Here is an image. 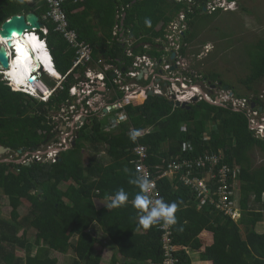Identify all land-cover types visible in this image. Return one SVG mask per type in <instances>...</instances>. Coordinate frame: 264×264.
<instances>
[{"label": "trees", "instance_id": "obj_1", "mask_svg": "<svg viewBox=\"0 0 264 264\" xmlns=\"http://www.w3.org/2000/svg\"><path fill=\"white\" fill-rule=\"evenodd\" d=\"M211 1L64 0L63 7L69 28L76 32L79 42L92 49L90 67L104 70L105 65H114L128 71L137 56L158 62L168 56L167 29L182 12L186 13L187 30L180 54L185 57L196 37L189 28L196 18L208 13L204 8ZM238 9L239 0L235 12ZM30 12L46 25L47 35L40 34L63 80L44 78L55 90L47 102L14 91L0 80V146L11 148L12 153L22 150L23 154L60 145L63 131L56 117L61 116L63 122L62 112L72 106L78 112L87 110V104L78 106L71 94L73 87L85 82L87 67H75L77 49L56 30L57 24L45 19L49 12L46 0H0V28L11 17ZM251 68L253 72L245 82L249 91L264 78L263 40ZM112 75L107 73V88L112 91V100L122 99L125 93ZM201 78L224 82L219 74ZM144 83L149 85L151 80ZM253 100L264 107L259 96ZM127 113L128 122L110 133L106 131L107 119L88 114L83 127L73 132L76 145L71 143L70 149L62 150L53 163L34 159L27 165L2 162L4 157L0 158V264H60L54 253L71 256V264H102L100 248L113 250L110 264H165L163 232L158 225L148 230L138 225L139 210L133 207V198L140 189L129 183L138 175L133 151L139 145L146 146L145 162L165 167L172 158L181 156L185 142L194 144V157L206 151H222L229 165L241 167L238 191L242 214L235 221L209 203L199 207L197 196L179 175L174 180L162 179L163 199L179 204L171 249L175 264H192L190 251H198L201 261L211 264H264V233L257 231L264 223V164L256 165L253 158L257 151L264 155V139L251 129L246 112L206 100L188 110L171 106L168 98L155 95L142 106H128ZM184 126L187 132L182 130ZM148 128L152 131L140 137L131 133ZM206 135L210 141H205ZM64 182L68 186L61 189ZM121 188L129 194L127 204L107 209ZM4 198L13 207L9 217L1 211ZM22 200L30 203L29 213L23 217L13 206L24 204ZM22 232L29 239L23 238ZM204 232L209 236V246L203 250ZM18 250L24 251V258L17 255Z\"/></svg>", "mask_w": 264, "mask_h": 264}, {"label": "built area", "instance_id": "obj_2", "mask_svg": "<svg viewBox=\"0 0 264 264\" xmlns=\"http://www.w3.org/2000/svg\"><path fill=\"white\" fill-rule=\"evenodd\" d=\"M46 1L49 6V12L45 16V19L57 24L56 30L63 33L70 45L77 49L75 67H87L85 70V82H82L80 87H73L72 89V94L80 97V103L87 102L90 106L98 104L97 110L104 108L108 109V111L122 109L125 105L134 103L133 100L138 95H144L148 91H151V86L161 88V82H164V89L167 90L168 87L169 92L163 95L161 91L157 90V94L165 96L174 102L193 103V100L197 98L198 102L206 100L213 105L230 107L234 111H244L249 116L250 127L255 131L256 136L264 138V110L261 112L258 109L252 108L250 100L237 99L226 92L210 94L209 91L204 92L200 89L197 84H192L190 81V85L186 81L179 83V80L175 78L182 67V59H184L180 54V49L184 33L187 30L185 12H182L167 29L166 51L170 55L176 53L175 61H171L169 55L161 66L163 72H159L158 74L155 73V70L154 72L152 71L159 68L160 65L158 63L148 56H139L135 58L136 61L133 62V65L128 67V71L126 69L127 72H123L114 65H105L104 70L98 66L92 69L90 67L93 60L92 49L86 43L79 42L76 32L69 28L68 15L63 7L64 0ZM187 1L190 4L193 3V0ZM206 9L210 14L218 10L229 11L230 9H237V3L233 0H212L208 3ZM42 30L45 34L48 33L47 28H43ZM127 55L129 57L133 56L131 51H127ZM174 64L177 67L172 71ZM114 71L118 73L115 74L113 73ZM107 73H113L112 78L115 83L121 84V90L127 92L125 100L111 104L110 98L104 95L109 91L106 84ZM142 74L145 79L149 77L153 79L151 86L144 88L138 85V77L142 76ZM133 80L135 82H132ZM37 84L39 85L40 83L38 82ZM71 109L75 110L76 107H72ZM125 118L124 115H119V121H123ZM208 140L209 137H205V141ZM183 151L184 153L193 152L194 147L191 143H186L183 145ZM135 153L138 156L137 161L133 162L135 171L138 175L145 176L152 181V187L148 194L153 200L163 198L159 186V182L163 178L179 175L181 182L197 196V199L200 201L199 207L209 203L225 216L231 217L235 221L241 217V212L236 201L241 169L240 167L227 164L222 151L217 153L206 151L197 158H182L180 161L170 164V171L159 166L152 168L145 164V160L148 157L146 147H138ZM174 226H168L163 223L158 225V229L163 232V246L167 251L165 253V264H175L176 262L173 254H171Z\"/></svg>", "mask_w": 264, "mask_h": 264}, {"label": "rangeland", "instance_id": "obj_3", "mask_svg": "<svg viewBox=\"0 0 264 264\" xmlns=\"http://www.w3.org/2000/svg\"><path fill=\"white\" fill-rule=\"evenodd\" d=\"M233 12L207 13L200 15L199 18L194 20L193 27H190L189 30L190 32L193 31L196 37L193 44L189 45L186 56L182 59L181 68H188L190 71H194L197 76L219 74L221 80L233 88L232 92L235 96L241 95L245 98L254 99L257 95L264 100V78L256 84H252L253 91H249L245 85L246 80L253 72L251 62L258 52V44L261 40L264 41V0H239V9L237 12ZM45 77L48 76H42V79L44 80ZM132 82L135 81L133 80ZM197 84L204 92H208L207 85L204 82L198 81ZM163 85L164 82L161 83V88L151 86L152 92L157 94L156 91L159 90L163 95L167 94L169 92L168 87L165 90ZM15 90L19 89L15 88ZM218 93H221V90ZM146 95L147 93L143 96L146 97ZM117 112L113 111L112 114H116ZM62 115L63 122L59 120V117H61L59 115L56 117V121L60 123L61 130L64 131L63 137L68 139L70 137L68 130L70 127L72 128L77 112L70 111L68 116L62 112ZM63 128L66 130H63ZM68 144H70V139L68 140ZM58 146L56 144L54 148L59 150ZM51 154L52 158L57 155L55 152ZM100 156L105 157L106 154L101 153ZM1 157H4L6 160H16L26 164L35 159L34 154L31 152L24 154L10 152L3 155L0 154ZM253 158L256 165L260 166L264 164V155L259 151L255 153ZM107 162H109V159H107ZM237 167L240 166L237 165ZM67 186V182L60 185L61 189H66ZM236 197L239 200L240 196L238 192H236ZM22 202L24 204L13 205L18 208L17 210H19L21 217L27 215L30 210V203L27 200H22ZM12 208L10 201L4 198L1 204L2 214L4 213L6 217H9ZM74 230L75 228L71 229V235H73ZM21 236L23 238L28 237L24 232L21 233ZM99 252L103 255V263L110 264L113 250L105 251L100 248ZM17 255L20 258H24L25 253L22 250H18ZM53 257L57 258L60 264L72 263L71 256L54 253Z\"/></svg>", "mask_w": 264, "mask_h": 264}, {"label": "clouds", "instance_id": "obj_4", "mask_svg": "<svg viewBox=\"0 0 264 264\" xmlns=\"http://www.w3.org/2000/svg\"><path fill=\"white\" fill-rule=\"evenodd\" d=\"M170 1H172V0H170ZM233 1H235L238 4V0H233ZM204 9H206V8H204ZM236 10L237 9H230L229 11H234L235 12ZM221 11H223V10H221ZM204 12H208L207 9ZM224 12H227V11H224ZM41 22L44 24V22L42 20H41ZM146 23H147V21H146ZM43 28H46V25L45 24H44V27ZM42 29L39 30V31L34 30V31L28 32V33L35 34L36 37H37V39L38 40H41L40 43L44 44L45 48L48 50V52L50 54V51H49L48 46H47V43H46V39L45 38H42V36L40 34V32H42L45 36L47 35V34L44 33V31ZM28 33H26V36L28 35ZM14 53H15V51H10L9 52L10 60L12 59V56L15 55ZM169 55L170 54L168 53V56ZM171 55H170V57H171ZM50 56H51V54H50ZM168 56L163 57V59L161 61H159V62L156 61V60H153L154 62H156V63H158L160 65L159 68L155 69V73H158L159 74V72H163V70L161 69V66L163 65L164 60ZM137 57H139V56H137ZM51 59L53 61L52 56H51ZM175 60H176V58H175ZM175 60H173V61H175ZM52 63H53V67L55 68L54 62H52ZM38 66H39V69L36 70L34 73H32L29 77L30 78L31 77H35L36 80L34 82H35L36 87H38L40 90H43V91H40L39 90V92L38 91L32 92V91L28 90L25 87L24 88H21V90H15V88L13 90L14 91L23 92L25 94H28V95H31V96L37 98L40 101L47 102V101H49L50 97L54 94V91L55 90L52 89L51 87H49L43 81L42 76L43 77L44 76H48L49 78L55 79V80H63V79H62V76L60 74H59V77L51 76L49 74V72H47L46 66H45L44 63L41 64L39 62V64L37 65V67ZM92 69H94V68H92ZM123 69H125V71H126V68H123ZM123 69H122V71H123ZM125 71H123V72H125ZM56 72H57V70H56ZM150 80H151V84H152L153 83V79L152 78L149 77L148 79H145V77H143L141 80H138V85L141 86V87L147 88L148 86H151V84L146 85L144 82H147V81H150ZM3 81H5V80H3ZM9 82L10 81H8V83ZM38 82L40 83L39 85L37 84ZM161 83H163V82H161ZM124 84H126V82H124ZM164 85H165V83H164ZM164 85H163V87H164ZM118 86H119V88L121 90V86L122 85L121 84H118ZM198 87H199V85H198ZM72 89H71V94H72ZM200 89H202V88H200ZM121 91H123V90H121ZM47 92H48V94H47ZM150 92H152V90L151 91H148L146 97H144L143 95H138V97L134 98V100H133L134 103L125 105V107L122 108V109H115V110H112V111H108V109H106V108H104L102 110H97L98 104H96V105L93 104L94 106L93 105L90 106V105L87 104V102L80 103V97L77 96V95H73L72 94L73 97L77 98V100H78V106H82L84 103L87 104V110H85L83 108L81 110V112H78V108L76 106H72V107H76V109L75 110H72L71 109L72 107H70V108H67V109H65L63 111L66 114V116H68L70 114V111H76L77 112L76 119L73 121V126H72V128L70 127L69 130H68L70 136H73V132H77L78 130H80L83 127V125L86 123V121L88 119V114H90V113H95L101 119L102 118L107 119V123L108 124L106 126V131L108 133L115 132V131L119 130V128L121 127V125L123 123H125V122H128V120H129L128 113H127V107L130 106V105L136 106V107L137 106H142L145 103L146 99L149 97L148 95H149ZM124 93H125V96L122 99L119 98L117 100H112V91H108L104 95H106L107 97L110 98V103L111 104H116L118 102H121V101L125 100V97L127 96V92L124 91ZM155 95L162 96L160 94H155L154 93V96ZM233 97L234 98H237V99H247V100H250L251 101V106L253 104H257L253 99H250V98L249 99L248 98H238L237 96H233ZM260 99L262 100V98H260ZM140 101H142V102H140ZM188 104L192 106L193 103H188ZM257 105L258 106L255 107L254 109H258L260 111V108H263V110H264V107L260 106L259 104H257ZM105 110H107V111H105ZM263 110L261 112H263ZM113 111H116V112L118 111V112L116 114H112ZM119 115H124L126 118L123 121H119ZM84 118H86V121L84 123H82V120ZM79 123H82L81 128L78 127V124ZM63 130H66V129L63 128ZM182 130L184 132H187V127L184 126L182 128ZM151 131H152V128H148V130L141 131V132H135L134 130H132L131 133L135 134L137 137H140V136H143L146 133H149ZM63 134H64V131L62 133V138H63V140H65V138L63 137ZM135 135H133L132 139H135ZM205 137H209V136L206 135ZM71 140H73V142H71ZM74 140H75V138H71L70 139V144L67 143V146L64 147V148L61 147V145H59L58 146L60 148L59 150L56 149V148H54V146L56 145L55 144L52 147L48 148L45 152H43V151H33L31 153L34 154V158L35 159H37V158H38V160L52 159L53 162H55V159L58 156V154L62 150H64V149H70L71 148V143L73 145ZM208 141H210V137H209V140ZM186 143H191L193 145V147H194V144L192 142H185V143H183L182 144V154H181V156L179 155L178 157L172 158L170 162H167V165L165 167L164 166H161V165H157V166H159L161 168H164V169L170 171V168L169 167H170V164H172L173 162H178L182 158H190V159L197 158V156L196 157L193 156L195 154V149H194L193 152L184 153V151H183V145L186 144ZM140 146H143V145L137 146L134 149V151H133V154H134V156L136 158L134 161H137V159H138V156L135 153V150L138 147H140ZM143 147H146V146H143ZM147 150H148V148H147ZM52 152H55L57 154L54 158H52L53 157L52 154H51ZM4 160H6V159H4ZM145 164H147V163L145 162ZM147 165L150 166L149 164H147ZM157 166H154L153 165L154 168L157 167ZM230 166H232V165H230ZM150 167H152V166H150ZM176 176H178V175H172V177H166L165 179L174 180ZM160 182H159V184H160ZM129 183L130 184H133V185H136L140 189V191L133 198V207L136 208L137 210H139V212H138V225L139 226H141L144 230H148V229L152 228L153 226L159 225L161 223H163L165 225H168V226H173V225H176L177 224L178 221H177V217H176V212H177V210L179 208V204L177 202H171V203L166 202L163 198H158V199L153 200L151 198V196L148 194L150 192V190H151V187H152V181L149 178H147L145 176H142V175H136L134 178H130L129 179ZM237 192L239 193L238 187H237ZM128 200H129V194L123 188H121V189H119V190H117L115 192L113 198L111 199L110 203L106 207L109 210L110 209H113V208L124 207L127 204ZM197 201H198V205H200V201L198 199H197ZM236 201H237V204H238V201L239 200H237V197H236ZM238 207H239V210L241 212V209H240V205L239 204H238Z\"/></svg>", "mask_w": 264, "mask_h": 264}, {"label": "water", "instance_id": "obj_5", "mask_svg": "<svg viewBox=\"0 0 264 264\" xmlns=\"http://www.w3.org/2000/svg\"><path fill=\"white\" fill-rule=\"evenodd\" d=\"M204 11H206V9H204ZM125 19V16H124ZM124 25V22H122V26ZM44 27V24L41 22V18L40 16H38L36 13L34 12H30L28 14L25 15H15L13 17H11L9 20L5 21L1 28H0V39H3L4 42H0V70H6L7 72L12 70V63L9 57V52L10 51H15L17 48V42H16V38L17 41H20L21 38L23 41L25 40V36L26 33L28 32H32L34 30H41ZM33 53V52H32ZM15 55L17 54L16 52L14 53ZM34 56V55H33ZM176 58V53H172L170 59L173 61ZM36 64H39V61L36 60ZM176 65H174L172 67V71L175 70ZM37 69V66H34V68H32L31 71H34ZM155 69H153L152 71L154 72ZM123 71H125V69H123ZM147 73V72H145ZM143 78V74L142 76L138 77L139 80H141ZM36 80L35 77H29L27 78V81L29 83H33ZM224 91L225 92H229L230 91V87L229 86H225L224 87ZM150 96H154V92H150L149 95ZM198 102V99L195 98L193 100V104H196ZM170 105L171 106H177L183 109H191V105H189L188 103H181V102H174V101H170ZM253 108L256 107L255 104L252 105ZM263 108H260V111H262ZM107 111V110H105ZM86 121V118H84L82 120V123H84ZM82 123L78 124V127L81 128ZM76 145V142L73 143V146ZM12 152L11 148H5L3 146H0V154H6V153H10ZM20 154H22V150L19 151ZM40 154V153H39ZM38 160V158L36 159ZM45 162H49V163H53L52 159H45ZM2 162H15V163H20L18 161L15 160H5ZM31 162L27 163V165H30Z\"/></svg>", "mask_w": 264, "mask_h": 264}, {"label": "bare ground", "instance_id": "obj_6", "mask_svg": "<svg viewBox=\"0 0 264 264\" xmlns=\"http://www.w3.org/2000/svg\"><path fill=\"white\" fill-rule=\"evenodd\" d=\"M178 1V0H175ZM230 1V0H228ZM20 41L16 42L17 48L15 52L17 53L16 56H12L11 63L12 70L8 72L10 76V80L13 81V85L15 88L21 90V88H27L28 90L35 92H39V88L36 87L35 82L29 83L27 81V78L34 73L36 70L39 69V66L36 70L31 71L34 66H37L36 60H38L41 64H45L47 72L51 76L59 77V73L56 72L55 68L53 67V61L51 59V56L48 52V50L45 48L44 44L40 43L41 40H38L35 34L28 33L27 36H25V40L23 41L21 38ZM0 42H6L3 39H0ZM21 49V50H18ZM33 52V53H32ZM35 52V53H34ZM34 55V56H33ZM36 55V56H35ZM134 60L133 62H135ZM22 66H25L24 69L21 68ZM50 65V66H49ZM113 73L117 74L118 72L114 71ZM43 91V90H40ZM48 94V92H47Z\"/></svg>", "mask_w": 264, "mask_h": 264}, {"label": "flooded vegetation", "instance_id": "obj_7", "mask_svg": "<svg viewBox=\"0 0 264 264\" xmlns=\"http://www.w3.org/2000/svg\"><path fill=\"white\" fill-rule=\"evenodd\" d=\"M14 56H16V55H14ZM201 77L202 76H197L194 71H192V70L190 71L188 68H180V70H179V72L175 78L179 80V83L186 81V83L189 85H190V82H192V84H197L198 81H202L207 85V90L210 92V94L218 93V91H220V90H221V92H225L224 87L228 86L227 84H224V82L213 83L212 81L208 80L207 78H201ZM9 78H10V76L6 70H0V80H5L7 83H8V81H10L8 84H10V87L12 89H14L15 87L13 85V81H11ZM232 90L233 89L230 87V91L227 92V94H229L230 96H235V94L232 92ZM255 105H256V107L258 106L257 104H255ZM218 106H221V105H218ZM71 138H73V136H70L68 139H65V140H63V138L61 137L60 138L61 147H63V148L66 147L68 140ZM261 139H264V138H261Z\"/></svg>", "mask_w": 264, "mask_h": 264}, {"label": "crops", "instance_id": "obj_8", "mask_svg": "<svg viewBox=\"0 0 264 264\" xmlns=\"http://www.w3.org/2000/svg\"><path fill=\"white\" fill-rule=\"evenodd\" d=\"M21 68L24 69L25 66H22L21 65ZM3 160H4V158H3ZM257 231L259 233H264V223H260L258 225ZM208 238H209V236L205 232L201 236V240H203V250L205 248H207V246H209L208 240H207ZM190 255H191L192 259H193V263L192 264H211L209 262H203V261H201L200 255H199V252L198 251L197 252L196 251H190ZM102 264H104V263H102Z\"/></svg>", "mask_w": 264, "mask_h": 264}, {"label": "snow or ice", "instance_id": "obj_9", "mask_svg": "<svg viewBox=\"0 0 264 264\" xmlns=\"http://www.w3.org/2000/svg\"><path fill=\"white\" fill-rule=\"evenodd\" d=\"M18 50H21V49L18 48ZM21 51H22V50H21Z\"/></svg>", "mask_w": 264, "mask_h": 264}]
</instances>
